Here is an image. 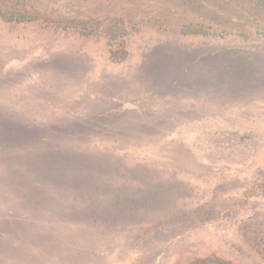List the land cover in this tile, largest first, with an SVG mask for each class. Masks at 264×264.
I'll return each instance as SVG.
<instances>
[{"label": "rangeland", "instance_id": "1", "mask_svg": "<svg viewBox=\"0 0 264 264\" xmlns=\"http://www.w3.org/2000/svg\"><path fill=\"white\" fill-rule=\"evenodd\" d=\"M0 231V264H264V0H0Z\"/></svg>", "mask_w": 264, "mask_h": 264}, {"label": "trees", "instance_id": "2", "mask_svg": "<svg viewBox=\"0 0 264 264\" xmlns=\"http://www.w3.org/2000/svg\"><path fill=\"white\" fill-rule=\"evenodd\" d=\"M43 230H44V229H43ZM0 234H1V235H4L3 233H1V231H0Z\"/></svg>", "mask_w": 264, "mask_h": 264}]
</instances>
